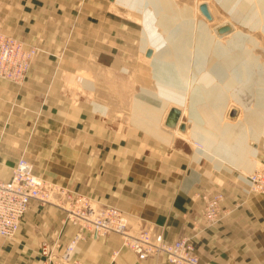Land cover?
<instances>
[{
  "label": "crops",
  "instance_id": "0c3cea01",
  "mask_svg": "<svg viewBox=\"0 0 264 264\" xmlns=\"http://www.w3.org/2000/svg\"><path fill=\"white\" fill-rule=\"evenodd\" d=\"M22 2L27 4L21 7L24 15L23 11L18 15L15 12L20 9L16 8ZM53 2L61 5L58 0H0V24H5L6 18H48ZM6 3L13 12L5 10ZM68 61L43 52L22 83L0 81V177L8 178L24 153L34 162L37 174L61 184L65 191L80 192L99 206H118L137 225L135 229H160L167 241L191 235L203 264H264V196L244 194L247 177L242 176L243 185L236 173L221 165L226 162L248 173L254 170L257 161L248 156L246 137L240 131L245 134V129L227 124L224 127L234 128L242 139H232L225 129L226 141L221 137L215 148V133L195 124L190 152L183 153L186 149L176 145L167 157L163 143L172 145L165 135L171 136L160 132V109L145 106L140 108L146 118L138 121L164 138L156 143L143 138H114V128L109 126L114 120L109 117L104 125L97 117L100 112L85 101L78 102L67 90L68 75H55V68L70 66ZM196 131L214 140L196 139ZM142 143L154 154L150 152L147 160L135 151ZM150 172L154 173L152 181ZM138 178L150 182L140 183ZM210 189L225 194L226 216L202 230V195ZM54 194L55 201L68 202L64 192ZM54 200L32 201L20 231L11 238L0 236V264H42L38 248L43 241L60 238L66 242L73 235L74 225ZM119 244L117 236L114 243V234L96 241L81 240L76 255L88 264H106L111 250ZM119 263L172 264L162 255L140 261L129 250L123 251Z\"/></svg>",
  "mask_w": 264,
  "mask_h": 264
},
{
  "label": "rangeland",
  "instance_id": "374dc122",
  "mask_svg": "<svg viewBox=\"0 0 264 264\" xmlns=\"http://www.w3.org/2000/svg\"><path fill=\"white\" fill-rule=\"evenodd\" d=\"M58 1L61 5L53 2L48 18L36 17L31 20L6 18L5 24H0V30L16 36L23 47L33 51L30 65L21 81L2 80L22 83L29 74L33 62L41 57L43 52L57 60H69L70 66L55 68L57 70L55 75L58 78H62L63 74L68 75L67 90L73 93L75 100L85 101L87 106L100 112L97 117L104 121V125L107 124L109 117L114 120L112 125L109 124L110 128H114V138L126 137L134 140L143 138L155 143L164 138L147 129L145 123L138 121L146 118L145 112L141 109L145 106L160 109L158 121L160 132L163 135L164 131L168 132L171 136L165 135L171 140L172 145L163 143L164 147H167V157L173 154L176 145L186 149L183 153L190 152L194 142L191 134L196 127L195 124L215 133L216 143L212 144L217 148L221 137L226 141L223 132L227 127L224 126L236 123L238 127L235 128L245 129V134L241 129L240 131L246 137L248 156L257 161L254 170L264 168V0H232L229 7L219 0H162V2L142 0V3L128 0L130 4L118 0ZM160 3L166 8L162 9ZM23 4L27 5L24 2L21 6L17 5L16 9H20V12H15L16 14L21 15L23 11L24 15V10L21 9ZM37 4L39 5V2ZM133 4L135 5L132 6ZM5 10L13 12L12 6L7 3ZM165 14L172 16L166 25L163 21ZM174 30L187 35V41L183 45L178 36L172 38L170 32ZM238 32L245 36L239 45H236L233 41ZM219 41L229 46L232 54L240 52L244 47L248 59L243 57V54L240 59L225 58L226 56L216 50ZM203 52L206 55V64L203 68H198L197 56L199 53L204 54ZM155 56L176 69L178 77L185 83L183 94L185 100H181L179 94L175 97L162 94L154 65ZM70 60H75V63ZM205 74L207 77H203ZM204 78H208L209 82L203 81ZM207 84L215 88V94L206 91ZM213 102L217 104V110L214 109ZM172 107L179 108L181 116L177 125L170 127L166 125V119ZM215 111L217 118L214 122L212 115ZM149 116L157 117L151 114ZM197 116L200 118L199 121ZM155 123L157 122L154 121ZM141 145L143 146L136 147L135 151H138V156H143L147 160L146 156L150 154L151 148L148 149L143 143ZM132 149H128L129 153H132ZM255 150L256 154L253 156ZM151 155L154 154L151 152ZM21 157L32 162L35 169L34 162L24 153L19 156ZM221 165L236 173L241 182L242 176L247 177L250 174L249 170L248 173L245 169H239L226 162H222ZM154 167L152 163L151 168ZM148 175H151L152 181L154 173L150 172ZM40 176L47 180L45 176ZM47 181L56 193L64 192L67 199L68 194L83 195L74 190L65 191L61 188L62 185L55 181ZM136 181L146 184L150 182L144 181L143 178ZM243 182L245 186L242 187L248 189L242 188L244 194L264 196L263 193L251 190L247 183ZM53 198L50 200H54ZM54 202L66 211V219L70 221L68 212L63 207L66 204L55 200ZM123 212L128 226L133 231L140 230L135 229L138 228L137 225L132 223L125 211ZM202 223L200 226L202 230L211 227L205 220ZM115 236L121 241V236L114 233V243ZM187 236L197 251L193 237ZM118 247L122 250L120 256L124 250L131 251L128 247H122V242L114 247V251ZM165 259L170 263L167 258Z\"/></svg>",
  "mask_w": 264,
  "mask_h": 264
},
{
  "label": "built area",
  "instance_id": "2783aa9c",
  "mask_svg": "<svg viewBox=\"0 0 264 264\" xmlns=\"http://www.w3.org/2000/svg\"><path fill=\"white\" fill-rule=\"evenodd\" d=\"M32 54L33 51L23 47L16 36L0 30V80L21 81ZM247 182L251 190L264 194V168L248 174ZM54 191L48 181L35 172L32 162L25 157L19 158L12 166L10 176L0 177V236H15L32 201H49ZM202 198V220L210 226L218 224L226 215L224 193L210 191ZM63 207L75 231L66 242L60 238L42 242L39 246L42 264H88L76 255L78 243L87 239L98 240L111 233L120 235L122 247L130 248L140 261L158 259V255H162L173 264H202L189 236L167 241L163 231L157 228L133 231L123 210L117 206L98 208L86 196L68 194V202ZM121 252V247L116 251L113 249L107 264H119Z\"/></svg>",
  "mask_w": 264,
  "mask_h": 264
},
{
  "label": "bare ground",
  "instance_id": "6f19581e",
  "mask_svg": "<svg viewBox=\"0 0 264 264\" xmlns=\"http://www.w3.org/2000/svg\"><path fill=\"white\" fill-rule=\"evenodd\" d=\"M118 1L125 2L127 4L129 3L130 4V1H128V0H118ZM133 1L142 3V0H133ZM158 1L162 2V0H158ZM219 1H221L226 7H229L231 5V2H232V0H219ZM134 5L135 4H133L132 6H134ZM161 5H162V3H160V6ZM161 7H162V9H165L166 8V6H161ZM171 18H172V16L171 15H168V14H165V16H163V21H164L165 25L168 24V22L171 20ZM170 34H171L172 38H174V39L179 37V41H180L181 45H183L187 41V38H188L187 35H184V33L182 35V34H180V32H176L175 30L174 31H171ZM176 36H178V37H176ZM244 36L245 35L242 32H238L237 33V36H236V39L233 42H235L236 45H239L240 40H242L243 39L242 37H244ZM216 50H218L219 53L222 54L223 56H226L225 58H231V57H233L234 59H237V58L240 59V58H242V54L244 55L243 57H247V59L249 57L248 55H246L244 53V52H246V50L244 49V47L242 48V50H240V52H237L235 54H232V52H231L232 49L229 48V46L224 45L221 41L217 42V48H216ZM197 57H199L198 62L196 63L197 66H198V68H200V67L203 68V65L206 64V61H205L206 55H205V53L204 54L199 53ZM153 59H154L155 70L157 71L156 72L157 73V78H158V81H159V84H160V87H161L162 94L164 96H167V97L170 96V95L175 97V96H177L179 94L178 97L181 98V100H185V98L183 96V94L185 93V89L184 88H186L185 87V83H183V80L180 77H178L177 72H176V69L173 66H171V64L164 62L163 60L157 58L156 56L153 57ZM244 60H246V59H244ZM200 70L201 69H198V71H200ZM203 77H207V74L203 75ZM203 81H206V83H208L209 82V79L208 78H204ZM207 85H208V88H207L206 91L208 93H212V94L214 93L215 94L216 93L215 88L214 87H210L209 84H207ZM179 98H177V99H179ZM204 104H207V103H204ZM213 104H214V106H213L214 109L217 110L218 109L217 104L214 103V102H213ZM151 108L152 107H149V109H151ZM207 108L208 107H206V109ZM150 114L153 116L156 113L155 114L150 113ZM215 115H216V111L212 115V118H213L212 121H214V122L216 121V118H217V116H215ZM197 120L198 121L200 120V118L198 116H197ZM195 134H196V138H198V139L199 138L205 139V140H207V138L208 139H211L207 134H205L203 132L196 131ZM225 134H227V136L230 135L232 137V139H236V138L238 140L239 139H242V137L239 135V133L236 130H234V128L226 129ZM256 170L257 169H255L254 171L250 172V174H252ZM247 185L249 186V182H247ZM252 186H254V185H252ZM208 192H210V191H208ZM208 192H206V193H208ZM50 198H51V196H50ZM225 198H226V196H225ZM94 204L98 208L103 207V206H99L96 203H94ZM151 228L145 229V230L149 231V230H151ZM111 234H114V233H111ZM98 240H100V239H98ZM94 241H96V240H94ZM159 256H161V255H158V258H159ZM200 262H201V259H200Z\"/></svg>",
  "mask_w": 264,
  "mask_h": 264
},
{
  "label": "water",
  "instance_id": "95a60500",
  "mask_svg": "<svg viewBox=\"0 0 264 264\" xmlns=\"http://www.w3.org/2000/svg\"><path fill=\"white\" fill-rule=\"evenodd\" d=\"M223 29L227 30V28H223ZM232 114L234 115L235 111H233ZM180 116H181V110L177 107H172L167 116L166 125L170 127L176 126L179 121ZM181 127L183 128L184 125H182Z\"/></svg>",
  "mask_w": 264,
  "mask_h": 264
}]
</instances>
